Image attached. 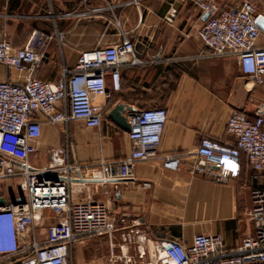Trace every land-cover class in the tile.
Masks as SVG:
<instances>
[{"label": "crops", "instance_id": "1", "mask_svg": "<svg viewBox=\"0 0 264 264\" xmlns=\"http://www.w3.org/2000/svg\"><path fill=\"white\" fill-rule=\"evenodd\" d=\"M214 1L223 8L241 2ZM168 2L0 0V39L22 48L33 30L54 34L44 59L33 72L37 79L58 80L64 68L75 65L80 52L119 41L120 30L127 33L138 58L145 61L122 66L119 90L110 91L107 99L94 98V103L101 106L99 126L90 127L81 120L51 123L39 116L41 134L28 163L32 167H44L52 149L68 146L72 162L89 165L83 169L84 179L71 185L74 199L102 201L110 214H124L128 220H137L157 240H177L189 245L198 233L221 234L225 250L231 252L244 237L255 232L248 216L250 195L254 187L264 185V176L250 169L242 155L237 177L228 183H216L190 172L191 153L204 136L233 143L234 137L226 131L228 117L233 111L241 110L252 118L255 107L264 103V84L255 85L248 79L234 55L208 54L197 35L206 20L198 7L173 0L176 15L169 22ZM107 3L114 6L112 11L86 17L62 15ZM257 45H264V31ZM158 52L166 60L148 62ZM1 80L17 83L21 78L12 68L0 63ZM117 104L123 106L124 115L164 107L167 119L157 149L158 158L136 163L131 180L110 179L104 183L99 161L117 162L132 148L128 129L108 117ZM166 155H181L182 163L177 169L166 168L161 161ZM144 182L149 186H144ZM24 193L17 177L0 178L1 205L13 204ZM51 217L54 215L44 210L42 218L21 234L20 240L42 241L46 232L44 221L50 223ZM4 238L8 240L7 234ZM86 239L89 238L78 240L75 245ZM70 262L73 264L71 259ZM75 264L81 263L75 261ZM245 264H264V261Z\"/></svg>", "mask_w": 264, "mask_h": 264}, {"label": "built area", "instance_id": "2", "mask_svg": "<svg viewBox=\"0 0 264 264\" xmlns=\"http://www.w3.org/2000/svg\"><path fill=\"white\" fill-rule=\"evenodd\" d=\"M168 1L166 19L171 22L176 8L173 0ZM181 1L190 2L203 15L207 14L197 35L208 54L213 57L234 55L242 73L255 85H263L264 45H257L262 30L256 21L264 16L260 9H264V0H241L225 8L214 0ZM113 8L107 3L62 15L86 17ZM114 21L119 26L118 20ZM53 37L54 34L33 30L22 48L0 39V63L12 68L21 78L17 83L0 81V178L17 177L25 191L13 204L0 205V264H71L70 252L76 241L111 238L117 230L116 221L120 226L128 221L138 224L124 214H110L102 201L73 198L71 185L84 179L83 169L89 165L72 162L68 146L52 149L44 167H32L28 163L29 156L36 152L41 134L39 116L51 123L81 120L87 126H99L101 106L94 103V98L107 99L110 91L119 90L122 66L145 62L138 58L127 33L120 30L119 41L80 52L75 65L64 68L58 80L43 81L35 78L33 72L44 59ZM164 60L158 52L148 62ZM166 119L164 107L130 112L127 121L132 148L117 162L99 161L102 182L131 180L136 163L158 158L157 149ZM226 131L234 137L231 144L208 136L200 138L191 153L190 172L216 183H228L237 177L243 155L250 169L264 176V103L255 107L252 118L241 110L233 111L226 121ZM161 161L164 167L177 169L182 156L166 155ZM143 185L149 186L147 182ZM250 198L248 216L255 232L244 237L234 251L225 250L223 236L218 233H198L189 245L177 240H157L144 234L139 236L137 256L142 259L149 250L151 259L141 264L264 261V185L254 187ZM44 210H51L55 218V222L47 225L44 239L21 241L20 235L42 218ZM122 239H127L124 233Z\"/></svg>", "mask_w": 264, "mask_h": 264}, {"label": "rangeland", "instance_id": "3", "mask_svg": "<svg viewBox=\"0 0 264 264\" xmlns=\"http://www.w3.org/2000/svg\"><path fill=\"white\" fill-rule=\"evenodd\" d=\"M226 2L229 3V0ZM47 211L51 215L53 214L51 210ZM49 222H55V218L51 217ZM50 223L44 221L45 227ZM116 227L117 230L111 238L106 236L93 237L80 244H74L70 252V259L73 264L75 261H79L81 264H141L150 261L151 253L149 250H146L142 259L137 256L136 246L140 243L139 236L146 235L145 230L131 221H128L124 226L116 225ZM122 233L127 237L126 241H123Z\"/></svg>", "mask_w": 264, "mask_h": 264}, {"label": "water", "instance_id": "4", "mask_svg": "<svg viewBox=\"0 0 264 264\" xmlns=\"http://www.w3.org/2000/svg\"><path fill=\"white\" fill-rule=\"evenodd\" d=\"M204 17H207V14H204ZM257 25L264 31V16H259L257 21ZM123 106L120 104L115 105L108 113V117L114 121L117 125L124 129H129V124L127 121V116L123 114ZM129 114V113H128ZM1 205V204H0Z\"/></svg>", "mask_w": 264, "mask_h": 264}]
</instances>
